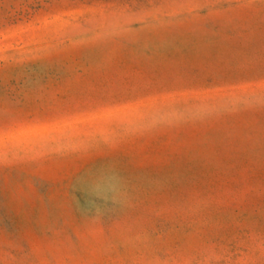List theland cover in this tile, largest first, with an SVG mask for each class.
I'll return each instance as SVG.
<instances>
[{
    "label": "rangeland",
    "instance_id": "1",
    "mask_svg": "<svg viewBox=\"0 0 264 264\" xmlns=\"http://www.w3.org/2000/svg\"><path fill=\"white\" fill-rule=\"evenodd\" d=\"M0 264H264V0H0Z\"/></svg>",
    "mask_w": 264,
    "mask_h": 264
}]
</instances>
